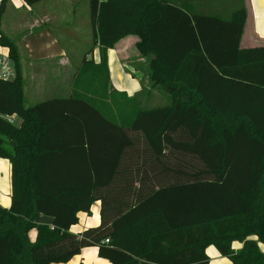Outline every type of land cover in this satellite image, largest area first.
Masks as SVG:
<instances>
[{
  "label": "trees",
  "instance_id": "16d2710c",
  "mask_svg": "<svg viewBox=\"0 0 264 264\" xmlns=\"http://www.w3.org/2000/svg\"><path fill=\"white\" fill-rule=\"evenodd\" d=\"M89 8L92 48L70 96L30 107L17 47L0 28L16 73L0 79V158L11 164V202L0 204V264L66 262L92 245L111 264H208L210 245L231 264H264L257 245L264 243V45L241 48L245 8L226 17L171 0H89ZM128 35L148 58L150 82L132 96L111 88L107 61V51ZM96 45L97 62L88 56ZM158 87L170 102L142 108ZM116 96L122 102L115 118L106 109ZM214 118L226 124L219 128ZM68 150L71 178L63 163ZM106 161L138 163L137 184L123 186L133 196L117 209L101 195ZM33 190L42 196L37 211L54 214L53 229L31 219ZM97 200L100 224L69 231L75 213H88ZM236 240L243 243L238 252Z\"/></svg>",
  "mask_w": 264,
  "mask_h": 264
},
{
  "label": "crops",
  "instance_id": "0c3cea01",
  "mask_svg": "<svg viewBox=\"0 0 264 264\" xmlns=\"http://www.w3.org/2000/svg\"><path fill=\"white\" fill-rule=\"evenodd\" d=\"M45 1L47 0L38 1L32 5H27L24 2H22V4L17 3L16 5H13L10 0H6L4 12L2 14L3 18L6 13L11 11L13 15L12 23L15 26L14 28H16L15 33H17L16 37L19 38L21 42L20 44L22 45L21 49L15 44L17 47L19 68L23 82V102L25 107H30L36 103L52 98H68L71 94L72 82L76 73V68H71L70 59L71 15L73 17L75 16V13L71 14V9L73 5H75V1ZM233 4H239L246 10V19L240 41L241 48L263 46L264 0H181L180 6L190 11L207 8L218 11L222 10V12H224L227 11L229 5ZM90 26L92 38L91 19ZM137 41V36L128 35L117 41L113 48L107 51L110 86L114 90L125 92L127 96H132L141 90H148L150 88V82L147 77V84L143 83L144 75L143 71L140 70V67L133 66L132 69L137 74L133 73L130 75L129 82H127V86L125 87L126 89H117L119 88L117 87L119 79H125L121 66L127 68L128 64L125 65L123 62H127L125 59L129 56L128 51L133 49L137 52L135 47ZM120 44L121 47H118ZM94 48V51L92 49V56L97 62L99 59L98 46L96 45ZM95 51L97 52L95 53ZM145 58L147 59L145 56H140L139 60L141 62H146ZM120 60H122V62H120ZM26 79H29L31 84L29 95V99L33 102L31 105H27L26 103ZM40 95L45 99L34 101V97ZM151 97L150 92L143 100L145 105L150 102ZM108 101H110L109 103L112 102L115 107L111 105V110L106 109V111L109 115V112L113 113L116 118L118 115V106H120L122 98L116 96L114 99H109ZM97 105H99V103H97ZM68 114L71 116V104L68 106ZM67 127L71 132V124L68 123ZM63 163H66L67 166H69L67 169H69L68 174L70 176L69 178H71V173L69 172L71 171V150L67 151L66 161ZM100 169L102 170L100 181L103 183L107 181L108 183V185H105V187L102 188L101 195L106 196V199L116 205L115 208L117 209V203L120 202V200H123L126 196H133L129 192H124L123 186L124 184H130L133 180V184H137V177L139 174L137 171L138 163L134 161H121L119 166H116L112 162L106 161L102 164V168ZM8 171V187L7 185L4 186L7 182H5L4 185L0 184V204L5 207H8L11 202V164L9 159L0 158V173L6 174ZM32 195L34 210L31 214V219L36 223L52 226L54 224V214L51 215L44 211H37L35 200L42 196L35 194L34 190L32 191ZM101 208L102 203L100 200H97L91 205L88 213L77 211L75 213V221L69 224L68 230L77 233L88 227L99 225L101 222ZM109 212L113 213L112 211H108L107 213ZM35 237L36 231L34 229L30 230L28 232L29 240L33 242ZM248 239L256 240V237L250 236ZM258 242L257 245L259 247ZM242 246L243 243L241 241L236 240L231 243V248L234 252H238ZM262 247L264 248V246ZM205 254L208 257V264H231L230 260L226 256L221 255L212 245L205 249ZM50 264L111 263L107 259L101 258L98 255V246L92 245L83 248L79 254L66 262Z\"/></svg>",
  "mask_w": 264,
  "mask_h": 264
},
{
  "label": "rangeland",
  "instance_id": "374dc122",
  "mask_svg": "<svg viewBox=\"0 0 264 264\" xmlns=\"http://www.w3.org/2000/svg\"><path fill=\"white\" fill-rule=\"evenodd\" d=\"M13 5H16L17 3L22 4L23 0H10ZM64 1V0H63ZM74 4L72 9H71V14L75 13V16L73 17L71 15V68L74 67L78 68L80 65L82 58L85 56L87 52L92 48V38H91V26H90V16H89V1L88 0H74ZM174 2L176 5L180 6L181 5V0H171ZM45 2H50V1H45ZM182 7V6H180ZM240 7L239 4H233L229 5L227 11L222 12V10L218 11L215 9H207V8H201L197 10H193L196 13H206V14H219L223 17H226L230 12H232L234 9H237ZM12 13L9 11L4 15L3 18H1L0 22V28L1 31L3 32L4 36L10 39L11 41L14 42L19 48L22 49V45L20 44V40L18 37H16V28L12 23ZM118 47H121V44L118 45ZM95 48H93L94 51ZM7 48L6 46H3L0 44V53H7ZM92 51V52H93ZM92 52L88 54V56H92ZM97 51H95L96 53ZM129 56L126 57L125 61L123 62L128 64L127 68H124L121 66V69L123 71V74L125 75V79H119V84L117 85V89L123 90L126 89L125 87L127 86V82H129V77L131 74L135 73L134 70L132 69L133 66L140 67V70L143 71V78L144 84H147V76L146 73L148 71V58L146 59V62H141L139 60L140 55L135 50H130L128 51ZM122 62V60H120ZM30 80L26 79L25 80V93L27 97V105H31L33 102L29 99L30 91H31V86H30ZM148 86V85H147ZM146 90V89H145ZM151 92V99L148 104L145 105V103L142 104V108L144 107H159L165 104H168L170 102V98L168 94L162 90L161 88H156L150 91ZM43 98V96H35L34 101H39ZM216 122V126L221 128L222 125L226 124L225 118H214ZM14 122L15 124H19V118L14 117ZM222 124V125H221ZM9 171L6 174L0 173V184L4 185L5 182H7L4 186L9 185ZM50 208V207H49ZM260 251L264 252V243L258 242Z\"/></svg>",
  "mask_w": 264,
  "mask_h": 264
},
{
  "label": "built area",
  "instance_id": "2783aa9c",
  "mask_svg": "<svg viewBox=\"0 0 264 264\" xmlns=\"http://www.w3.org/2000/svg\"><path fill=\"white\" fill-rule=\"evenodd\" d=\"M104 1V0H100ZM15 67L12 59L7 53H0V79L1 80H11L15 77ZM8 119L12 122L14 116L8 117ZM53 229V226H50ZM102 244L109 243V239L105 238L101 241Z\"/></svg>",
  "mask_w": 264,
  "mask_h": 264
}]
</instances>
